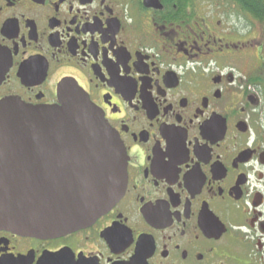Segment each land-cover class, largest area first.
I'll use <instances>...</instances> for the list:
<instances>
[{
    "label": "flooded vegetation",
    "instance_id": "1",
    "mask_svg": "<svg viewBox=\"0 0 264 264\" xmlns=\"http://www.w3.org/2000/svg\"><path fill=\"white\" fill-rule=\"evenodd\" d=\"M263 11L0 0V101L50 106L71 78L127 157L105 213L56 236L1 227L0 264H264Z\"/></svg>",
    "mask_w": 264,
    "mask_h": 264
},
{
    "label": "water",
    "instance_id": "2",
    "mask_svg": "<svg viewBox=\"0 0 264 264\" xmlns=\"http://www.w3.org/2000/svg\"><path fill=\"white\" fill-rule=\"evenodd\" d=\"M58 103L0 101V228L62 235L86 226L124 193L125 150L73 79Z\"/></svg>",
    "mask_w": 264,
    "mask_h": 264
},
{
    "label": "trees",
    "instance_id": "3",
    "mask_svg": "<svg viewBox=\"0 0 264 264\" xmlns=\"http://www.w3.org/2000/svg\"><path fill=\"white\" fill-rule=\"evenodd\" d=\"M244 1H246L249 5H250V2H251V0H244ZM255 2H256V5L257 6H259V8H260V11H261V9H262V11H263V4H264V0H254ZM264 12V11H263Z\"/></svg>",
    "mask_w": 264,
    "mask_h": 264
}]
</instances>
